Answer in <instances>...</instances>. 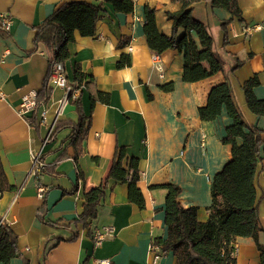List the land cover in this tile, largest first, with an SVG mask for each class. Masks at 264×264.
I'll return each mask as SVG.
<instances>
[{
	"label": "crops",
	"instance_id": "1",
	"mask_svg": "<svg viewBox=\"0 0 264 264\" xmlns=\"http://www.w3.org/2000/svg\"><path fill=\"white\" fill-rule=\"evenodd\" d=\"M71 1L77 0H0V14L12 19L7 33L0 30V157L13 186L0 192V220L17 233L20 249V257L11 264H97L101 259H111L112 264H152L153 240L165 239L168 233L167 189L163 186H175L180 204L197 207L198 220L206 222L213 203L212 179L232 158L231 145L223 142L233 123L226 107L214 121L200 117L199 108L207 104L211 88L228 77L248 123L264 129V117L249 109L243 89L244 82L258 74L260 85L254 92L264 99V0H238L242 17L234 18L208 0L193 4L194 16L212 28L215 49L225 62L223 71L196 82L183 80L184 52L171 48L157 54L160 60L155 61L156 53L144 33L145 8L150 6L156 10L159 30L176 45L186 29L174 30L167 13L179 11V1L134 0L131 14L118 12L112 2H105L96 35L84 37L76 32V40L68 46L71 57L65 68L69 81L74 83L77 63L95 79L82 89L81 112L73 102H64L65 90L56 87L48 103L21 114L23 96L42 88L54 56L52 44H35L36 26ZM228 20L223 28L222 22ZM192 34L199 42L196 33ZM124 55L131 65L120 68L118 62ZM237 60L243 64L233 70ZM202 65L209 69L208 62ZM170 83L174 84L171 91L162 89ZM82 119L86 137L68 146L66 156L57 158L72 125ZM58 121L65 123L63 128L45 143L49 127ZM242 142L239 138L238 143ZM78 149L81 153L76 159ZM121 150L128 158L139 159L138 186L145 197L144 207L130 202L127 183L110 180L97 217L89 220V228L77 224V238L72 239V228L38 218L44 206L48 220L78 219L85 193L104 182ZM33 152H41L51 167V172L40 175V181L32 171ZM38 183L48 189L43 198L38 196ZM256 188L263 228L259 242L264 246L261 163ZM106 227L113 228V235L96 246L89 230ZM232 245L237 264L261 263L262 252L253 238L237 237ZM157 264H176V256L172 251L162 254Z\"/></svg>",
	"mask_w": 264,
	"mask_h": 264
},
{
	"label": "trees",
	"instance_id": "2",
	"mask_svg": "<svg viewBox=\"0 0 264 264\" xmlns=\"http://www.w3.org/2000/svg\"><path fill=\"white\" fill-rule=\"evenodd\" d=\"M181 3L177 12H168L167 17L173 22L174 30L184 27L186 33L174 45L172 39L160 31L156 21V10L150 6L145 8L144 33L148 46L156 54L177 48L184 52L185 67L183 80L196 82L208 78L219 71H223L225 62L215 49V36L212 28L196 18L193 14V4L200 0H176ZM112 2L116 11L131 14L134 11V0H77L66 2L58 7L40 25L36 26L35 44L50 43L54 47V56L49 61V71L42 88L38 91L37 108L48 103L52 97V88L49 87V77L56 63H64L71 57L69 44L76 40V32L84 37L96 35L97 22L104 10V3ZM212 7L227 9L232 18L242 17L238 0H208ZM228 21L222 22L226 28ZM0 30L7 33L1 25ZM198 36L199 42L194 38ZM209 64L206 69L202 62ZM243 64L237 60L233 70ZM129 56L124 55L118 62V67L130 66ZM95 81L94 76L82 69L77 63L74 69V83L80 94L76 99L70 98L78 112H81L82 89ZM260 85L258 74H255L243 84L249 109L257 116L264 117V99L256 96L254 88ZM174 84L162 86V89L171 91ZM98 97L101 92H98ZM95 98L93 100L95 101ZM226 107L233 123L227 127V135L223 138L225 144L232 147V158L224 168L212 179L213 203L209 207L210 216L206 222L198 220V208L183 207L177 199L178 190L173 185H164L167 189L166 197V225L167 237L153 240L162 254L172 251L176 256V264H237L235 247L232 243L237 237H251L262 252L261 263L264 264V246L259 242V234L263 231L259 214V199L256 188V176L259 164L264 167V129L248 123L236 100L232 84L227 77L225 81L211 88L205 106L199 108L203 121L211 122L217 119L222 108ZM36 108V109H37ZM84 119L72 125L68 138L59 146L60 154L57 158L67 155L70 145L81 143L86 137L87 128ZM65 123L56 122V128L49 140H52ZM242 139V144L238 139ZM81 149L75 154L77 159ZM44 161V155H42ZM51 172L46 165L41 174ZM40 174V175H41ZM40 175L37 180L40 181ZM82 177V174H81ZM141 179L138 158H128L124 150L118 152L112 165L109 176L99 186L85 193L83 212L78 219L70 222L52 221L46 218V207L38 211V218L47 224L72 228L73 237L79 236L77 224L83 223L90 227L89 220L98 215L99 206L105 197L109 181L127 183L129 185V200L140 207L145 206V197L138 186ZM13 188L9 184L0 157V192ZM77 185L73 191H76ZM94 229L89 234L94 237ZM53 247V246H52ZM50 249V248H48ZM47 252V251H46ZM20 257L18 235L4 220H0V263L11 264L14 258ZM24 264H28L25 262Z\"/></svg>",
	"mask_w": 264,
	"mask_h": 264
},
{
	"label": "built area",
	"instance_id": "3",
	"mask_svg": "<svg viewBox=\"0 0 264 264\" xmlns=\"http://www.w3.org/2000/svg\"><path fill=\"white\" fill-rule=\"evenodd\" d=\"M0 25L6 30L9 31L12 25V19L8 14H0ZM155 61H159V55L154 56ZM49 87L50 88H63L65 90L64 102L70 101V98L76 99L80 94V89H76L73 86V83L69 81V78L66 73V68L64 63H56L52 69V72L49 77ZM37 96L38 91L31 90L25 96H23V103L20 109L21 114H27L36 110L37 108ZM47 111H44L42 114L43 122H46ZM56 123V122H55ZM55 123L49 127V134L46 138L45 143L49 142V139L54 131ZM32 166L33 174L37 177L41 174L42 168L45 166V162L42 159L41 152H33L32 154ZM38 196L43 198L47 192V188L41 183H38ZM114 233L113 228L106 227L104 230H96L94 232V243L96 246L100 245L107 237L112 236ZM151 251L153 253V262L152 264H157L158 260L162 257V252L160 248L152 243ZM97 264H112L111 259H101L96 261Z\"/></svg>",
	"mask_w": 264,
	"mask_h": 264
}]
</instances>
